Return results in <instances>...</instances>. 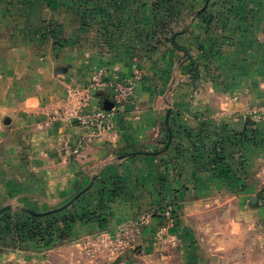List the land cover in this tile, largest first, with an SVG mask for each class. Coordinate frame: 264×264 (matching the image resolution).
<instances>
[{"label": "crops", "instance_id": "crops-1", "mask_svg": "<svg viewBox=\"0 0 264 264\" xmlns=\"http://www.w3.org/2000/svg\"><path fill=\"white\" fill-rule=\"evenodd\" d=\"M210 10L211 23L192 18L186 32L147 63L136 95L110 114L107 131L79 153L70 152L69 158L57 153L55 146L60 133L69 136L71 146L84 133L73 118L76 102L70 104V117L66 110L54 116L51 133L35 130L31 135L20 129L24 150L20 142L18 157L11 160L15 163L7 166L10 172L0 174V207L7 203L12 209L35 210L27 202L69 192L71 197L96 177L86 199L96 207L101 199L98 189L106 188L100 211L108 212L103 215L108 219L103 227L150 215L139 230L143 250L154 251L164 227L168 246L178 242L192 254L164 256L163 264L171 260L203 264L197 250L201 235L197 218L234 215L264 185V115L255 114H264V0H211ZM188 53L200 63L195 83L189 76ZM116 65L110 70L112 78L132 76L140 67ZM98 93L86 102V109L102 106L99 97L112 101L108 89ZM168 129L174 138L158 155L154 150ZM27 143L34 146L32 155L39 162L24 159ZM134 151L142 153L128 154ZM168 204L174 206L172 222L162 215ZM120 264L133 263L127 259Z\"/></svg>", "mask_w": 264, "mask_h": 264}, {"label": "rangeland", "instance_id": "rangeland-1", "mask_svg": "<svg viewBox=\"0 0 264 264\" xmlns=\"http://www.w3.org/2000/svg\"><path fill=\"white\" fill-rule=\"evenodd\" d=\"M181 2L180 6L174 2L173 17H162L165 11L161 14L154 10L152 1L142 6L135 0H4V7H0V174L7 173V166L15 163L11 160L18 157L20 142L24 150L20 129H28L31 135L35 130L51 133L61 111L66 110L70 117V104H78L79 96L87 94L89 102L98 96L99 90L109 89L106 83H133V94L110 110V114L129 102L145 75L143 68H147V63L162 48L170 46L161 42L164 21L168 29H184L192 20V17H187L186 22L182 20L191 4L186 0ZM12 51L14 54L10 56ZM119 63L140 67L132 76L112 78L110 70ZM108 91L113 100L111 90ZM99 101L102 102L101 97ZM92 140H87L86 147ZM55 146L57 153L69 158L72 155L67 134L60 133ZM33 147L27 148V154L22 153L28 163L40 161L34 160ZM14 169L12 166V175L16 174ZM81 190L78 187L71 197L69 192L55 199L47 197L46 201L27 202L32 206L24 204L39 213H47L68 203ZM89 190L59 214L71 213L75 218L72 224L70 218L68 226L62 225L61 216L55 218L59 230L51 245L40 243L37 238H21L14 229L7 234L0 230V264H120L127 259L133 264H149L147 257L154 264H163L164 256L176 259L192 254L178 242L168 246L164 227L158 234L154 251L139 246V233L131 245L117 248L119 238H126L120 235L122 227L133 225L139 218H129L111 228L103 227L97 217L81 218L88 206ZM254 197L255 202H251L254 198L245 201V208L234 215L197 218L201 231L197 250L203 256V264H264V185ZM233 204L236 207L238 203L235 200ZM27 209L18 206L8 211L19 214L16 220L23 221L28 214L20 210L27 212ZM99 213L103 216L108 212ZM16 220L10 223L12 228ZM0 223L7 225L1 218ZM61 230L64 231L59 233ZM62 233L66 235L61 237ZM172 261L170 264L179 263Z\"/></svg>", "mask_w": 264, "mask_h": 264}, {"label": "trees", "instance_id": "trees-1", "mask_svg": "<svg viewBox=\"0 0 264 264\" xmlns=\"http://www.w3.org/2000/svg\"><path fill=\"white\" fill-rule=\"evenodd\" d=\"M148 1H152V7L154 10H157L158 12H161V14L165 11V16L162 15V17H173L174 15V4L178 3V5L180 6V4H182L181 0H135V2H139L142 6L146 5V3ZM183 1V0H182ZM190 5L189 11L187 12V15H182V20H184L186 22L187 17H192V18H200L201 20H203L204 22L207 23H211L213 20V15L211 12V0H186ZM202 1L201 5L197 7V4ZM175 2V3H174ZM128 3V2H126ZM182 8V7H181ZM184 16V17H183ZM181 17V16H180ZM179 17V18H180ZM184 22V23H185ZM183 29H168L167 23L166 21H164L162 29L160 31V34H162V39L161 42H164V45H166L167 43H172L174 41V39L179 36L182 32L181 30ZM186 31H184L183 33H185ZM187 57L190 60V69H189V76H190V80L192 82H196L199 78H200V63L190 54H187ZM101 96H106L104 92L100 91V93H98ZM104 100V99H103ZM102 100L101 105L104 108V101ZM110 100V99H109ZM108 111V110H107ZM110 111V110H109ZM226 132V131H225ZM229 135V134H228ZM227 136V133H226ZM230 137V136H229ZM174 138L173 132H171L168 129V132L166 134V136L164 137L163 140H161L159 142V147L155 148L154 153L161 155L164 152H166L168 150V146L169 144L172 143V140ZM136 151L134 152H128V154H134ZM135 155V154H134ZM218 158V157H217ZM216 161H218L216 159ZM106 188L101 186L98 189V193L100 195V202L96 207H91L90 205L87 206L86 209H84L82 212H84V215H81V218H88V219H94L96 218L100 223H104L106 222V219L102 218L103 216L99 213L102 205L104 204L103 202L105 201V196H106ZM108 192H113V190H108ZM80 197L78 198L77 201H79ZM76 201V202H77ZM73 204L75 203H71L70 207L73 206ZM86 210V211H85ZM21 212H24L26 214H28V218L26 217L23 221H20V219L16 220L15 216L19 217V214H12L10 211L3 213L0 218L2 221H6L7 225L4 227L3 225L1 226L0 223V230L1 231H5V233L7 234V232H10L11 230H15V232L19 235L21 234L22 236H20L21 238H37L40 243L43 242L45 245H51L53 242V239L55 238V236L57 235V231L59 230L58 226H56V219L59 218V216H61V218L63 219L62 225L64 226H68L67 220H69L70 218V224H72L75 220L74 216L70 213V215H59L60 213L63 214V212L67 211V208H64L62 210H53L51 212H47V213H43V214H32L29 213L27 210V212L20 210ZM98 211V213H97ZM157 214V212H156ZM56 218V219H55ZM16 220V225L14 226V228L11 227V224L13 221ZM11 223V224H10ZM10 224V227H9ZM64 230L59 231V233H61ZM18 235H16L18 237ZM66 235V233H62L61 237H64Z\"/></svg>", "mask_w": 264, "mask_h": 264}, {"label": "built area", "instance_id": "built-area-1", "mask_svg": "<svg viewBox=\"0 0 264 264\" xmlns=\"http://www.w3.org/2000/svg\"><path fill=\"white\" fill-rule=\"evenodd\" d=\"M106 86L111 90L114 99L113 110L116 106L123 102L124 99L130 97L133 94V89L135 85L131 83L130 85H125L122 82H111L106 83ZM110 86V87H109ZM108 89V90H109ZM78 107L73 113V118L75 122L84 129L83 135H81L75 146L70 145V152L79 153L80 150L85 146L88 139H95L100 135L104 134L109 126L110 112L103 108L86 109V102H88L87 94L78 97ZM257 117H262L264 114L255 113ZM173 204H168L162 209V215L168 222L173 220ZM150 218V215L143 216V218L136 219L135 223L131 226H124L120 231V235H126V238H119L117 248H123L127 245H131L135 237L138 236L139 230ZM132 239V240H131Z\"/></svg>", "mask_w": 264, "mask_h": 264}, {"label": "water", "instance_id": "water-1", "mask_svg": "<svg viewBox=\"0 0 264 264\" xmlns=\"http://www.w3.org/2000/svg\"><path fill=\"white\" fill-rule=\"evenodd\" d=\"M186 28L187 27H185L181 32H184L185 30H186ZM64 69H62V71H63ZM113 107H114V102L113 101H111V100H109V99H105L104 100V109L105 110H112L113 109ZM169 116H170V111H168V114H167V121L169 120ZM140 153H142L141 151H138V152H135L134 154H140ZM149 153V152H148ZM96 180V177H93V179H92V181H91V183L89 184V185H87L84 189H82L77 195H75L68 203H66L65 205H63L62 207H60V208H58L57 210H62V209H64V208H66L69 204H71L73 201H75L81 194H83V193H85L87 190H89L91 187H92V185L94 184V181ZM257 199L256 198H254L251 202L253 203V202H255ZM13 207H12V205H6V206H4V207H2V208H0V214L1 213H3V212H5V211H8V210H11ZM27 211L29 212V213H32V214H35V215H37V214H43V213H39V212H37V211H35V210H32V209H27ZM49 212H51V211H49Z\"/></svg>", "mask_w": 264, "mask_h": 264}]
</instances>
